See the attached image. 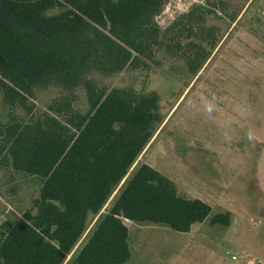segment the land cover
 <instances>
[{"label":"trees","instance_id":"1","mask_svg":"<svg viewBox=\"0 0 264 264\" xmlns=\"http://www.w3.org/2000/svg\"><path fill=\"white\" fill-rule=\"evenodd\" d=\"M166 2L0 0V166L41 178L22 214L0 223V264H65L76 246L69 264H125L126 220L230 224L152 166L130 170L166 117L148 72L166 54L196 76L220 38L208 17L233 22L248 0L194 3L161 27Z\"/></svg>","mask_w":264,"mask_h":264},{"label":"rangeland","instance_id":"2","mask_svg":"<svg viewBox=\"0 0 264 264\" xmlns=\"http://www.w3.org/2000/svg\"><path fill=\"white\" fill-rule=\"evenodd\" d=\"M206 1L167 0L156 20L167 27ZM226 1L239 9L247 0ZM208 22L219 25L220 38L196 76L166 54L146 75V88L160 93L166 117L130 170L152 166L175 182L180 195L207 202L211 214L229 211L230 224L207 218L179 232L126 220L131 256L125 264H264V0H248L233 22L218 10ZM40 183L38 176L0 166L1 214L18 218Z\"/></svg>","mask_w":264,"mask_h":264},{"label":"water","instance_id":"3","mask_svg":"<svg viewBox=\"0 0 264 264\" xmlns=\"http://www.w3.org/2000/svg\"><path fill=\"white\" fill-rule=\"evenodd\" d=\"M5 219H6V216L1 214L0 215V223H2Z\"/></svg>","mask_w":264,"mask_h":264},{"label":"built area","instance_id":"4","mask_svg":"<svg viewBox=\"0 0 264 264\" xmlns=\"http://www.w3.org/2000/svg\"><path fill=\"white\" fill-rule=\"evenodd\" d=\"M227 253H228V252H227ZM231 258H232V259H235V258H236V256H235V255H231Z\"/></svg>","mask_w":264,"mask_h":264}]
</instances>
